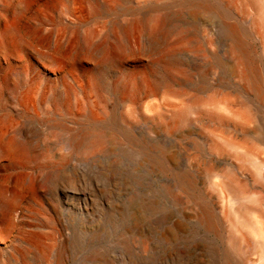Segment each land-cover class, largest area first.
I'll return each mask as SVG.
<instances>
[{
	"label": "rangeland",
	"instance_id": "1",
	"mask_svg": "<svg viewBox=\"0 0 264 264\" xmlns=\"http://www.w3.org/2000/svg\"><path fill=\"white\" fill-rule=\"evenodd\" d=\"M201 1L0 0V187L17 208L0 264H59L62 235L61 264H180L179 245L219 264L240 201L264 222V0Z\"/></svg>",
	"mask_w": 264,
	"mask_h": 264
},
{
	"label": "bare ground",
	"instance_id": "2",
	"mask_svg": "<svg viewBox=\"0 0 264 264\" xmlns=\"http://www.w3.org/2000/svg\"><path fill=\"white\" fill-rule=\"evenodd\" d=\"M198 6L210 10V11H217L213 6H211L206 1L198 2ZM227 30L230 36L233 38L234 46L233 48L243 53V59H244V70L243 75L249 79L253 86H257V74H256V68L253 66L252 60L250 58L249 50L244 47V42L242 40L240 30L235 24H227ZM184 114H181L180 117H183ZM243 116L246 119H251L254 114L249 109L248 113H244ZM228 146H234L235 143L233 141H226ZM0 147L3 149V151H11L14 148V143H11L9 141L6 142H0ZM244 154L248 158H253V152L250 149H247ZM210 176H212L213 170H208L207 172ZM224 185H231L233 188V191L235 192V196H243L244 193L237 188V186L232 185L233 184V178L229 175H225ZM182 185L185 187L191 188L192 185L188 180H184ZM15 196H18V193H16ZM237 197V199L239 198ZM244 199V198H243ZM238 199L239 200H243ZM14 197L8 195V188L7 187H0V243L4 245H9V242L11 243L13 238V228H14V213L17 211V208L13 204ZM245 201V199H244ZM201 220L206 226V228L210 231H217V225L215 221L212 219L210 211L208 208L203 207L201 214H200ZM236 223L232 226L233 228V235L230 236L229 239V248L224 249L221 253V260L219 264H238L237 263V257H244L247 255L248 251L253 249L259 250V260L255 262V264H264V222L263 220L256 214V209L253 207H250L243 201H240V207L237 209V212L235 213ZM238 224L240 226L247 229L249 235L253 237L254 245H248L246 236L244 235H238L236 231L238 230ZM182 229L181 227L175 226L167 232L164 233L163 236L166 239H171L172 236L175 234L181 233ZM64 232V229H63ZM62 239L60 242V250H59V264L62 263L66 259L67 256V250H68V240L66 236L62 235ZM183 239V238H182ZM181 239V240H182ZM192 244V243H191ZM190 245V244H189ZM255 247V248H254ZM194 249L199 253V250L201 249L199 247V244H195L193 246ZM256 249V250H257ZM208 251L213 252V248L211 247L208 249ZM214 251L215 254L217 253V249ZM200 255V253L198 254ZM171 256H173V260L177 263H185L187 264L186 259V250L182 246H177L176 251L171 253ZM239 262V261H238Z\"/></svg>",
	"mask_w": 264,
	"mask_h": 264
}]
</instances>
